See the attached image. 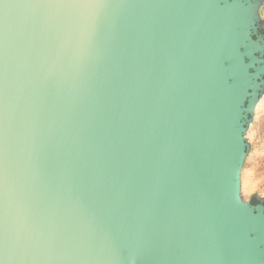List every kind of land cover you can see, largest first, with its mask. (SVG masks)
I'll return each mask as SVG.
<instances>
[{
  "label": "water",
  "instance_id": "obj_1",
  "mask_svg": "<svg viewBox=\"0 0 264 264\" xmlns=\"http://www.w3.org/2000/svg\"><path fill=\"white\" fill-rule=\"evenodd\" d=\"M263 7L0 0V264H264Z\"/></svg>",
  "mask_w": 264,
  "mask_h": 264
},
{
  "label": "rangeland",
  "instance_id": "obj_2",
  "mask_svg": "<svg viewBox=\"0 0 264 264\" xmlns=\"http://www.w3.org/2000/svg\"><path fill=\"white\" fill-rule=\"evenodd\" d=\"M262 11L264 14V7ZM246 138L251 150L241 172V196L245 201L253 194L264 195V97L256 107Z\"/></svg>",
  "mask_w": 264,
  "mask_h": 264
},
{
  "label": "trees",
  "instance_id": "obj_3",
  "mask_svg": "<svg viewBox=\"0 0 264 264\" xmlns=\"http://www.w3.org/2000/svg\"><path fill=\"white\" fill-rule=\"evenodd\" d=\"M262 17L264 18V14H263V11H262ZM250 145V144H249ZM251 150V145H250V148H249V152Z\"/></svg>",
  "mask_w": 264,
  "mask_h": 264
}]
</instances>
